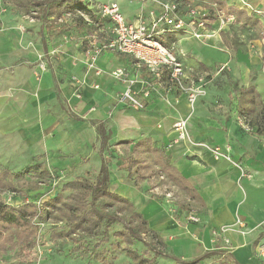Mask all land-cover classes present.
Listing matches in <instances>:
<instances>
[{
    "label": "crops",
    "instance_id": "obj_1",
    "mask_svg": "<svg viewBox=\"0 0 264 264\" xmlns=\"http://www.w3.org/2000/svg\"><path fill=\"white\" fill-rule=\"evenodd\" d=\"M117 1L129 21L141 19L137 2ZM216 1L243 9L264 22V0ZM109 27V22L102 27L106 35H109ZM178 35L175 42L178 50L174 49L179 57L189 54L195 63L210 70L215 64L230 61V54L215 43H203L186 34ZM33 38L31 34L26 35L23 45ZM13 41L14 38L0 32L4 51L14 45ZM42 49L44 46L40 43L35 49H27L29 59L36 60L35 51L42 52ZM0 57V133L17 127L29 141L51 135L50 147L61 148L63 152L91 154V150L94 151L100 159L99 173L105 160L109 187L110 182L116 185L118 191L110 189L120 196L129 192L131 185L120 180L119 174L110 173L106 157L109 142L132 141L137 147L146 144L150 146L149 151L164 157L157 160V164L177 178L202 205V210L196 212L197 223L178 225L170 218L166 206L153 204L149 211L153 226L165 228L166 232L178 231V248L190 256L224 250L236 264H264V260L255 254V244L264 239V132H258L259 129L247 132L248 128L241 126L236 115L240 112L242 88L253 86L260 100L264 99V55L260 45L256 49L239 50L232 62L233 68L240 69L241 66L249 75L232 77L240 87L232 90L239 93V107L232 110L215 100L218 93L225 96L226 92L230 96L228 84L218 90V85L209 83L204 101L198 100L195 104L176 91L163 97L155 87L149 96H145L146 87L158 86L153 74L132 55L112 49H104L93 65L84 56L73 53L62 58L52 57L47 68L43 65L40 69V75L35 74L34 66L26 62L13 64L14 59L9 53L4 52ZM119 68L126 70L127 81L117 80L114 72ZM36 77H41L40 81ZM73 77L85 82L79 95ZM94 83L100 88H93ZM127 86L138 91L145 102L143 109H134L118 100V94ZM58 90L72 105L73 115H70V109L65 112L59 105L48 110L50 105L57 103ZM255 106L248 104L252 109L249 113L255 112ZM92 107L95 109L91 110ZM178 119H187L188 139L177 137L174 123ZM98 140L99 147L95 148ZM128 178L131 180V175ZM193 231L194 237L190 233Z\"/></svg>",
    "mask_w": 264,
    "mask_h": 264
},
{
    "label": "rangeland",
    "instance_id": "obj_2",
    "mask_svg": "<svg viewBox=\"0 0 264 264\" xmlns=\"http://www.w3.org/2000/svg\"><path fill=\"white\" fill-rule=\"evenodd\" d=\"M26 1L0 0V32L8 34V38H14V45L9 46L6 51L3 50V43H0V55L4 52L9 53L14 59L13 64L26 62L34 66V73L37 75H40L43 65L47 68V63L52 57L62 58L73 53L84 56L89 64L96 63L104 49L97 53L95 48L103 44L104 36H106V30L101 28L104 26V21L100 7L109 0H83L88 6L87 10L76 9L66 12H61V6L53 3L44 17L43 7L37 4L39 0H30L28 3ZM133 1L139 4L141 19L154 8L149 1ZM172 1L179 3L185 14L187 11L196 9L206 11L208 18L206 17V26L196 30L200 34L199 37L193 31L168 33L162 36L166 45L178 50L177 43L175 44L180 37L178 34H186L203 43L213 42L225 53L230 54L228 63L215 64L212 70L195 63L189 54H183V57L180 55L184 68L190 76L189 81L192 84L203 85V91L194 104L198 100L204 101L207 86L213 83L218 85V90H222L223 84H228L231 89L229 97L226 92L225 96L217 94L215 100L219 105H225L231 110L239 107L237 103L239 93L232 90L240 87L232 77H248L249 75L241 66H239L240 69L233 68L232 62L236 60L239 50L256 49L259 45L264 55V22L261 21L260 25L237 22L234 15L229 14L224 5L216 0ZM30 34L36 40L33 38L23 45L24 38ZM174 37L175 41H173ZM37 43L42 44L44 49L42 52L35 51L37 59L30 60L27 49L30 47L35 49ZM36 78L38 81L41 79V77ZM116 78L124 82L126 77ZM72 81L79 95V89L85 82L79 77H73ZM55 82L57 85V79ZM78 82H80L79 87L76 86ZM93 88L99 89L100 85L94 83ZM123 91L118 94L120 102H122L120 95ZM172 91L175 92V90ZM56 92L57 103L50 105L48 110L52 111L59 105L65 112L70 109V115H73L74 111L68 99L62 91ZM177 94L180 93L177 92ZM90 109L94 110L95 107ZM255 109L254 113L245 112L242 115L238 111L236 115L239 117L241 126L248 128L247 132H257L258 129L264 132V107L257 102ZM47 135L29 141L21 135L17 127L7 133H0V169L19 171L28 165L42 163L49 169L51 175L47 179L30 173L26 179L31 184L19 188L21 190L17 192L0 187V203L12 206L35 203L38 212L43 211L45 213L41 215H47L45 219L41 218L40 214L33 213L29 216L36 226V230L31 235L32 242L19 243L16 235L18 228L15 226H10L8 231L0 233V264H181L182 261H190L194 264H236L233 259L224 254V250L207 251L200 256H190L178 248L180 238L178 231L166 232L165 228L153 226L149 216L153 204L166 206L170 218L178 225L184 222L197 223L192 216H196V212L202 210V205L192 197L182 183H179L177 178L167 172L160 163L157 164V160L164 158L162 155L149 151L150 146L146 144L137 147L132 141L123 143L112 140L106 150L110 173L119 174L120 180L127 181L131 185L130 191L122 195L131 201L130 204L112 203L111 199L100 197L96 201V206L103 213L113 216L111 221L109 218L103 219L100 230L96 234H88L83 230L71 233L65 211L60 206L63 201L73 202L78 190H65L64 186L74 179L95 183L98 179L100 159L93 154L92 150L91 154L88 152L67 153L61 148L50 147L52 136L47 138ZM98 147L99 140L95 148ZM128 175H131V180ZM110 188L118 191L116 185L111 182ZM59 194L62 195L60 206L45 205L48 200ZM90 199L91 197L87 195L86 201L90 202ZM87 208H90V204ZM47 211L50 212L47 213ZM128 227L142 235L144 240L135 239L129 245L124 236L118 235L120 231ZM190 233L194 237V231ZM128 246L140 254L138 259L130 255Z\"/></svg>",
    "mask_w": 264,
    "mask_h": 264
},
{
    "label": "built area",
    "instance_id": "obj_3",
    "mask_svg": "<svg viewBox=\"0 0 264 264\" xmlns=\"http://www.w3.org/2000/svg\"><path fill=\"white\" fill-rule=\"evenodd\" d=\"M149 1L154 8L149 10L142 19L131 22L122 11L117 0L104 2L101 7L103 19L111 23L107 30L109 35L104 36V42L95 48L97 53L103 49H112L117 52L130 54L138 61L144 63L156 79L158 86H151L144 90V95L149 96L155 89L161 96L167 95L171 90L185 94L187 99L194 103L203 91V85L192 84L189 80L184 64L176 54L174 47L164 44L162 36L168 33H180L193 31L199 37L196 30L206 26V11L192 9L185 14L181 5L172 0H142ZM208 18V17H207ZM104 30V29H103ZM264 39V36H263ZM116 77L128 80L124 68L114 72ZM130 80V79H129ZM130 82H133L130 80ZM80 84V82H78ZM138 91L127 86L120 95V100L134 109L145 107V102L139 97ZM174 129L179 139H188L189 126L187 119H178L174 123ZM218 152L219 149L216 148ZM198 221L197 216H192ZM255 254L264 260V239L255 244Z\"/></svg>",
    "mask_w": 264,
    "mask_h": 264
},
{
    "label": "trees",
    "instance_id": "obj_4",
    "mask_svg": "<svg viewBox=\"0 0 264 264\" xmlns=\"http://www.w3.org/2000/svg\"><path fill=\"white\" fill-rule=\"evenodd\" d=\"M29 1L30 0H27L26 3H28ZM53 3L61 6V12L75 11L76 9H88L87 4L84 3L83 0H39L37 1V4L39 6H42L44 9L43 17L47 15L46 12L50 10V7ZM218 3L224 5L229 14L234 15L237 22H241L242 24L247 25L261 24V21L258 18H256L254 15L248 14L243 9H240L236 6H229L223 1H218ZM103 21L104 24L108 22V20L106 19H103ZM161 40L164 42L162 38ZM175 40L176 39L174 37L173 41ZM257 102L264 107L262 100H260V95L255 90V87L251 86L241 89L239 104L240 113L242 115H244L245 112L252 111V109L248 107V104L251 103V105L254 107ZM258 132L261 133L262 131ZM30 173H35L36 175H40L41 177L47 179L51 176L49 169L42 163L28 165L19 171H13L8 168L0 169V187H4L11 191L17 192L21 190L19 188L31 184L30 181L26 179V176ZM22 183L24 184L22 185ZM19 185L22 186L20 187ZM64 189L78 190V193L75 195V200L73 202L63 201L62 205L60 206L62 195L59 194L55 198L48 200L45 205L51 207L60 206V208L65 211V218L69 224L71 233H75L78 230H83L88 234H96L100 230L103 219L109 218L111 221L113 216L103 213L96 206V201L100 197L111 199L112 203L123 202L126 204H130L131 202L127 198L111 191L109 187L108 164L105 160H103L102 162L101 170L95 183L92 184L88 180L74 179L66 183ZM87 195L91 197L90 202L86 201ZM89 204L90 208L88 209L87 207ZM49 212L50 211H47V213ZM33 213L41 215L45 212H38L37 205L35 203H24L19 206L0 203V233L8 231L10 226H15L18 228L16 230V235L19 243L26 241L32 242L31 235L36 230V226L32 223L29 216ZM41 218L45 219L47 218V215L42 216ZM118 235L124 236V238H126L125 241L129 245L132 244L135 239L144 240L142 235L136 233L132 228L129 227L120 231ZM128 251L134 258L138 259L140 257V254L130 246H128ZM181 264L194 263L190 261H182Z\"/></svg>",
    "mask_w": 264,
    "mask_h": 264
}]
</instances>
